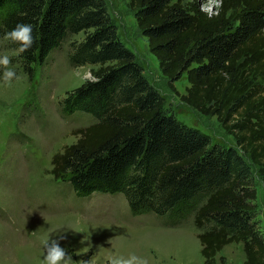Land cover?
<instances>
[{
    "label": "trees",
    "instance_id": "1",
    "mask_svg": "<svg viewBox=\"0 0 264 264\" xmlns=\"http://www.w3.org/2000/svg\"><path fill=\"white\" fill-rule=\"evenodd\" d=\"M129 4L168 85L186 72L191 85L181 100L216 116L236 145L214 142L165 108L105 0H0V39L18 23L33 26V46L17 56L31 77L33 65L81 32L84 38L70 43L69 62L100 65L60 101L62 115L85 112L97 121L53 155L51 173L79 197L123 193L133 213H155L169 225L192 212L203 229L205 264L234 242L244 244L242 264H264V238L252 222L251 169L264 178V0H221L211 19L197 0Z\"/></svg>",
    "mask_w": 264,
    "mask_h": 264
},
{
    "label": "rangeland",
    "instance_id": "2",
    "mask_svg": "<svg viewBox=\"0 0 264 264\" xmlns=\"http://www.w3.org/2000/svg\"><path fill=\"white\" fill-rule=\"evenodd\" d=\"M105 1L121 40L161 93L165 108L214 142L235 146L216 116L203 115L181 100L180 94L191 85L186 72L174 88L168 85L129 0ZM197 2L201 5L205 0ZM84 35L69 37L45 63L33 65L34 77L24 70L8 42L0 39V55L10 56V67L20 77L11 86L0 81V264H41L43 241L64 234L68 240L62 246L77 260L95 255L96 264H107L114 253H135L149 264H205L198 237L203 229L194 224L192 212L181 223L169 225L155 213H133L123 193L79 197L69 183L51 173L53 155L77 141L78 129L97 121L85 112L71 116L60 112L66 92L93 79L92 70L100 67H75L69 62L70 43ZM251 169L257 190L252 222L264 238V178L256 166ZM245 258L243 242H234L217 253L214 264H242Z\"/></svg>",
    "mask_w": 264,
    "mask_h": 264
},
{
    "label": "clouds",
    "instance_id": "3",
    "mask_svg": "<svg viewBox=\"0 0 264 264\" xmlns=\"http://www.w3.org/2000/svg\"><path fill=\"white\" fill-rule=\"evenodd\" d=\"M220 7L221 0H205V2L201 3L200 9L211 19L214 14H218V9ZM32 32L33 26L31 24L18 23L13 29L4 33L3 40L11 41L18 45V47L13 50V54L19 56L33 46L35 41ZM11 62V58L8 54L0 55V69H2L0 81H2L5 86H11L15 80L20 79L16 71L10 67ZM67 240L68 236L66 234L52 239H45L43 241L45 255L41 264H96L95 255L86 260L74 259L68 249L62 246V242ZM109 242L111 243V240ZM107 264H149V260L135 253L127 256L114 253L107 257Z\"/></svg>",
    "mask_w": 264,
    "mask_h": 264
}]
</instances>
